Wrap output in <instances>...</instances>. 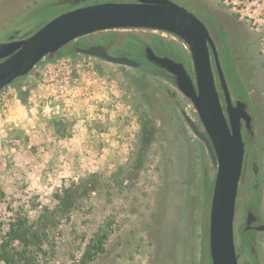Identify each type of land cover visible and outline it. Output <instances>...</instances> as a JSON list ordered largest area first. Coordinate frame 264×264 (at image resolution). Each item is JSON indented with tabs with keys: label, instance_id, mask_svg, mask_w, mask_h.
<instances>
[{
	"label": "rangeland",
	"instance_id": "374dc122",
	"mask_svg": "<svg viewBox=\"0 0 264 264\" xmlns=\"http://www.w3.org/2000/svg\"><path fill=\"white\" fill-rule=\"evenodd\" d=\"M175 1L206 22L230 90L244 91L255 115L259 175L247 158L234 221L237 250L241 205L258 200L264 219V0ZM53 2L0 0V35L31 36L66 12ZM163 37L187 53L182 42ZM9 89L16 99L0 109L1 235L20 214L45 229L40 264H202L203 168L208 187L216 168L169 93L199 123L197 113L171 84L68 55L39 63ZM70 189H78L77 204L63 212L59 198ZM257 246L264 264V233Z\"/></svg>",
	"mask_w": 264,
	"mask_h": 264
},
{
	"label": "water",
	"instance_id": "95a60500",
	"mask_svg": "<svg viewBox=\"0 0 264 264\" xmlns=\"http://www.w3.org/2000/svg\"><path fill=\"white\" fill-rule=\"evenodd\" d=\"M53 1L51 5L58 6L86 0ZM137 31L176 37L184 44L187 53L169 41L165 42L164 55L158 57L146 40L135 33ZM132 37L137 42H133ZM11 39L0 42V91L28 76L41 62H53L68 55H86L161 78L170 82L183 98L188 99L200 124L180 107L175 94L168 92L179 112L185 114L192 134L204 144L210 162L216 168L208 209L207 246L210 264H237L234 221L239 183L243 181L245 173L243 161L247 163L241 126L244 122L249 138L255 141L256 120L244 91L239 95L241 100L231 104L213 42L193 10L175 0L89 4L62 13L29 37L21 34L17 36L15 33ZM142 47L143 58L138 56ZM209 49L215 58L224 93V106L215 86ZM121 52L132 57L120 55ZM144 61L154 65L155 69ZM227 79L231 86L233 82ZM234 82L237 84L235 79ZM246 147L248 152L252 151L253 143ZM255 160L256 155L253 153V175L258 173ZM204 173L207 174L206 168ZM252 189L258 192L257 180L252 183ZM243 204V208L252 206V211L246 214V226L254 223V230L264 232L259 201H251L250 198ZM244 212V209L239 212V228L244 221Z\"/></svg>",
	"mask_w": 264,
	"mask_h": 264
},
{
	"label": "flooded vegetation",
	"instance_id": "af4514ba",
	"mask_svg": "<svg viewBox=\"0 0 264 264\" xmlns=\"http://www.w3.org/2000/svg\"><path fill=\"white\" fill-rule=\"evenodd\" d=\"M104 1H106V0H86V1L79 2V3H73V4L72 3H68L65 6H66V11H68V10H71V9L79 7V6H86V5H89V4H99V3H103ZM120 2H131V0H120ZM199 18H201V17H199ZM201 20L203 21V18H201ZM202 23L205 25V27H206L209 35H210V38H211V40L213 42V45L215 47L218 64H219V67H220V69H221V71L223 73V77H224V79L226 81V85H227L226 87H227V91L229 93L231 104L234 105L237 100H241L240 97H239L240 93H234L233 94L232 91L230 90V88H229L230 83H228L229 81L226 78L225 72H223V68H222V65H221V62H220V59H219L217 45L215 44V42H214V40H213V38H212V36L210 34V31H209V28H208L206 22L203 21ZM16 34H17V36L20 35L19 32H16ZM157 34L158 33H153L152 31H150V32H148V33H146L144 35H139V34L138 35L146 40V43L153 50L155 55H157L158 57L159 56L162 57L164 55V53H165V51H164V48L166 47L165 42L169 43V41H167L163 37V34H161V35H157ZM21 35H23V34H21ZM12 36H8V37L3 38V34H2V35H0V42L1 41H3V42L11 41L12 40L11 39ZM132 39H133V42H137L135 37H132ZM174 39L180 41L176 37H174ZM135 45H138V44H135ZM144 46H146V45H144ZM132 47H134V46H132ZM139 47H141V46H139ZM140 51H141V53L138 56H142V58H143L144 57V48L142 47ZM209 52H210V62H211L212 70H213L215 86H216V88L218 90L219 97H220L221 102H222V104L224 106L225 105V103H224V95H223L224 93H223V90H222L221 85H220V78H219V75L217 73V69H216L217 66H216V63H215V58H214V55L212 54L210 49H209ZM119 54L120 55L126 54L127 56H130V54L123 53V52H121ZM82 56L86 57L88 59H93L95 61L104 62L106 64H113V63H108L106 61L98 60L96 58H91V57L86 56V55H82ZM130 57H132V56H130ZM144 62H146V61H144ZM146 63H147L148 66H150V67L155 69L154 65H152V64H150L148 62H146ZM168 83L170 84V82H168ZM184 99L186 101L190 102L188 99H186V98H184ZM180 114H181L184 122L188 126L187 121L184 118L185 114L184 113H180ZM241 133H242L243 142L245 143L244 156H247V158H250V160H251V156H252L253 153H252V151L248 152L246 146L249 143H253V147H254V145L256 144L257 135L254 134L255 141L251 140L249 138L248 134H247L244 122H242ZM203 146H204V144H203ZM204 148H205V146H204ZM205 150H206V148H205ZM206 152H207V150H206ZM207 154H208V152H207ZM252 166L253 165L250 166V170L253 173V171H252L253 167ZM242 168L245 170V173H246V171L248 170V166H247L246 162L244 163V161H243ZM204 172H205V168H203V176L207 175ZM258 175H259V170H258V173L255 176H258ZM207 182H208L207 178H203L202 183H203V200H204V203H203L202 207H204V209L202 211L203 219H202V224H201L200 239H201L202 246L205 248V253H203V252L200 253V258H201L202 264H210V259H209V254H208V246H207V243H208L207 226H208V213H209L208 209H209L210 202H211V193H212V188H213V181H211V184H210L209 187L207 185ZM242 182H240L239 185ZM243 206H245V205L243 204ZM243 206H242V209H244V211H245L244 214L245 215H244V221H243L242 227H240L241 228L240 229V244H239V247L236 250L237 264H261V260L260 259L262 257V253H260V251L258 249V246H257V235L259 233H264V232H257L256 230H254L253 229L254 223H250V225L248 227L246 226V214H247V212H250V210L252 211V209H250V207H252V206L248 205V206H246L244 208H243ZM204 248H203V251H204Z\"/></svg>",
	"mask_w": 264,
	"mask_h": 264
},
{
	"label": "trees",
	"instance_id": "16d2710c",
	"mask_svg": "<svg viewBox=\"0 0 264 264\" xmlns=\"http://www.w3.org/2000/svg\"><path fill=\"white\" fill-rule=\"evenodd\" d=\"M77 190H67L59 198L61 211L67 212L68 203L73 206L77 204V201L73 199ZM9 210L12 211V209ZM13 214H15L14 210ZM35 225L36 223H29L20 214H15V219L8 223L5 233L3 235L0 233V264H40V255L44 252L47 236L45 229H37ZM103 237L105 239V236ZM92 246L97 253L102 248L99 240Z\"/></svg>",
	"mask_w": 264,
	"mask_h": 264
},
{
	"label": "built area",
	"instance_id": "2783aa9c",
	"mask_svg": "<svg viewBox=\"0 0 264 264\" xmlns=\"http://www.w3.org/2000/svg\"><path fill=\"white\" fill-rule=\"evenodd\" d=\"M11 99H16V95L14 94V92L11 91V89H4L2 91H0V109H4L8 110V104L11 101ZM44 112H52V109L49 108L48 106H46L44 108Z\"/></svg>",
	"mask_w": 264,
	"mask_h": 264
}]
</instances>
